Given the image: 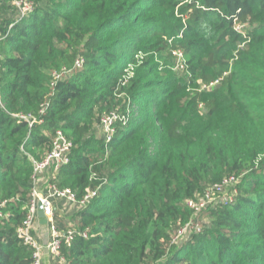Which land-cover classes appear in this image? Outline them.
<instances>
[{
	"label": "trees",
	"instance_id": "trees-1",
	"mask_svg": "<svg viewBox=\"0 0 264 264\" xmlns=\"http://www.w3.org/2000/svg\"><path fill=\"white\" fill-rule=\"evenodd\" d=\"M0 94V264H33L18 233L30 156L59 130L73 147L50 182L96 195L72 225L55 212L50 264H264V0H36L23 18L0 0ZM111 112L128 120L107 142ZM227 177H242L236 199L202 210L175 248L187 202Z\"/></svg>",
	"mask_w": 264,
	"mask_h": 264
},
{
	"label": "built area",
	"instance_id": "built-area-1",
	"mask_svg": "<svg viewBox=\"0 0 264 264\" xmlns=\"http://www.w3.org/2000/svg\"><path fill=\"white\" fill-rule=\"evenodd\" d=\"M14 5L18 8L20 16L23 18L30 13L34 12L36 8V0H14ZM244 26L241 24H235V29L239 33H244ZM175 56L179 60L178 66L181 70L184 69V55L182 51H176ZM84 64L83 59H78L73 69H64L62 72H55L53 74L54 81L52 86L54 87L57 82L63 79L65 76L71 75L73 70L82 68ZM128 76H133V66L130 65L127 69ZM219 81L212 84L211 87L218 85ZM210 87V88H211ZM0 107L3 108L2 96L0 94ZM49 107V103H44L41 108V114H45ZM27 119L26 117H21ZM128 120V117L118 112H111L102 117L101 127L103 133L106 136L107 142H110L114 135L116 134V125L118 122H125ZM37 119H33L31 122H36ZM73 144L68 139L67 135L59 130L52 143L51 149L45 154L42 159H36L33 156H30L32 165H33V191L31 193V202L28 207L27 216L23 222V225L19 228V236L22 238L25 246H28L33 249V264H44V251L47 249L54 257H61V239L59 238L58 232L52 226L54 223L55 217V205L54 201H65L69 205L78 206L86 204L91 198L96 195V191H88V194L85 196L84 200L80 203L76 197V193L70 188H59L54 183H51L50 180L43 182L42 175L49 174L50 178L54 177L59 170L66 164L69 163V154L71 153ZM238 181L237 177H227L222 182L216 183L213 186L205 189L203 196L199 200H189L187 202L188 207L194 212L198 213L206 209V207L212 203L215 198V194H221L224 192L226 187L235 184ZM44 185L45 190L42 191V186ZM39 203L42 204L43 210L48 220V224L52 227V237L48 246L45 248L39 241L33 236L34 227L36 222L39 219ZM5 206V204L1 205ZM5 217L0 210V218ZM194 230L200 232L201 227L199 225L194 226ZM186 234L185 229H181L179 235L174 239V242H177L179 238ZM87 237V234H84ZM75 237L74 229H70L67 234L64 236L67 244H70L73 238ZM63 260V258H62Z\"/></svg>",
	"mask_w": 264,
	"mask_h": 264
},
{
	"label": "rangeland",
	"instance_id": "rangeland-1",
	"mask_svg": "<svg viewBox=\"0 0 264 264\" xmlns=\"http://www.w3.org/2000/svg\"><path fill=\"white\" fill-rule=\"evenodd\" d=\"M149 55H147V57ZM144 56H146V55H144ZM157 61H159V60H157ZM161 63L165 64L167 62H161ZM172 63H173V65H172L173 69L175 71L181 70V68L178 66L179 60H175ZM41 178L43 179V181H47V180H49L50 175L47 173V174L42 175ZM241 183H242V177H239L238 181L235 184L230 185L229 187H226V189H224L223 193L215 194L214 195L215 200L212 203H210L206 208H213L220 202L224 203L227 201L235 200L237 197V194L239 193L238 188L241 185ZM200 198H201V195L198 194L195 196L194 200H199ZM77 210H78L77 206L64 203L63 205H61L60 208H58V214L61 216L62 219H65V221L68 224L72 225L73 224L72 218H73L74 214L77 212ZM202 214H203V212H198V213L191 212V216H190L189 220L183 224V228H182V229L186 230V234L184 236H182L181 238H179V240H177V242H175V243H177V244L173 245L175 248L178 246V244L181 241L185 240L188 237L187 235L191 234L194 231V226L196 225L195 223L200 220V218L202 217ZM41 229H42L41 226L36 224L34 227V232L35 231L40 232ZM45 230H46L45 231L46 234H45V237L43 238V241H44L43 245L44 246L47 245L48 242H50V239L52 237V227L50 226V224H48L46 226Z\"/></svg>",
	"mask_w": 264,
	"mask_h": 264
},
{
	"label": "crops",
	"instance_id": "crops-1",
	"mask_svg": "<svg viewBox=\"0 0 264 264\" xmlns=\"http://www.w3.org/2000/svg\"><path fill=\"white\" fill-rule=\"evenodd\" d=\"M49 180H50V178H49ZM49 180H47V181H49ZM43 182H46V181H43ZM41 188H42V191L45 190L44 185ZM64 203L66 204L67 202L61 201V200L54 201L55 212H58V208H60L61 205H63ZM36 224H38L39 226H41L42 229H41L40 232H38V231H35L34 232L35 233V237L39 241V243H41L43 245L44 244L43 238L45 237V234H46L45 233V231H46L45 228H46L47 225L43 224V222H42V220H41L40 217H39L38 221L36 222ZM48 244H49V242H48ZM48 244L45 245V246L43 245V246L46 248L48 246ZM53 257L54 256L46 249L44 251V261H43L44 264H50L51 259H53Z\"/></svg>",
	"mask_w": 264,
	"mask_h": 264
},
{
	"label": "water",
	"instance_id": "water-1",
	"mask_svg": "<svg viewBox=\"0 0 264 264\" xmlns=\"http://www.w3.org/2000/svg\"><path fill=\"white\" fill-rule=\"evenodd\" d=\"M38 207H39V213H38L39 217L41 218L43 224L48 225V220L46 219L42 204L39 203Z\"/></svg>",
	"mask_w": 264,
	"mask_h": 264
}]
</instances>
